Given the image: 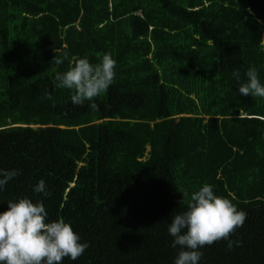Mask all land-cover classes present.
<instances>
[{
  "label": "trees",
  "instance_id": "1",
  "mask_svg": "<svg viewBox=\"0 0 264 264\" xmlns=\"http://www.w3.org/2000/svg\"><path fill=\"white\" fill-rule=\"evenodd\" d=\"M64 52L115 59L98 111L55 88ZM250 66L264 83V0H0V168L20 172L0 211L28 197L69 222L89 246L62 264H172L179 192L208 183L246 219L201 264H264V100L231 76Z\"/></svg>",
  "mask_w": 264,
  "mask_h": 264
},
{
  "label": "clouds",
  "instance_id": "2",
  "mask_svg": "<svg viewBox=\"0 0 264 264\" xmlns=\"http://www.w3.org/2000/svg\"><path fill=\"white\" fill-rule=\"evenodd\" d=\"M66 60L69 67L54 75L55 88L68 90L73 106L87 104L92 111H98L96 98L106 94L115 80V59L110 53H98L93 64L87 56L69 60L64 52L54 58V63L59 66ZM231 76L239 95L264 100V83L255 66L247 68L243 80L239 68L233 69ZM44 99L53 97L45 92ZM18 175L17 169L0 168V192ZM31 191L45 198L51 195L43 179L31 186ZM179 193L182 199L178 203L185 205V209L170 216L166 229L171 238L169 246L177 249L172 264H201V249L221 240L228 250L234 243L238 246L230 236L243 225L246 219L243 210L230 199L216 195L214 186L208 183L191 192ZM88 246L62 217L49 220L42 200L33 202L28 197L9 200L6 210L0 211V264H62L65 258L76 261Z\"/></svg>",
  "mask_w": 264,
  "mask_h": 264
}]
</instances>
